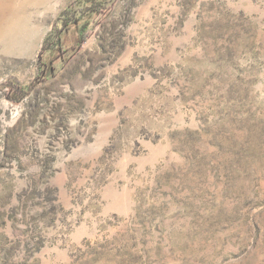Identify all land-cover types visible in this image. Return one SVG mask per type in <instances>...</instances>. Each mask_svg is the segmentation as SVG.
<instances>
[{
    "label": "rangeland",
    "instance_id": "obj_1",
    "mask_svg": "<svg viewBox=\"0 0 264 264\" xmlns=\"http://www.w3.org/2000/svg\"><path fill=\"white\" fill-rule=\"evenodd\" d=\"M74 1L0 0V264H264V0Z\"/></svg>",
    "mask_w": 264,
    "mask_h": 264
},
{
    "label": "trees",
    "instance_id": "obj_2",
    "mask_svg": "<svg viewBox=\"0 0 264 264\" xmlns=\"http://www.w3.org/2000/svg\"><path fill=\"white\" fill-rule=\"evenodd\" d=\"M111 3L112 0H75L72 4L61 11L59 16L61 25L56 28L55 32L49 34L47 37L45 41V50L57 48L63 49V35L71 29L79 34V42L81 43L85 37V32L89 27L90 21L94 17H100L107 12ZM51 36L54 37L53 42L48 43L47 41ZM48 45L50 46L47 47ZM66 52H68L67 49H65L64 53ZM9 87H11V90L13 91L12 100L19 102L24 96L23 94L29 92L32 85L24 86L13 82L9 84Z\"/></svg>",
    "mask_w": 264,
    "mask_h": 264
}]
</instances>
